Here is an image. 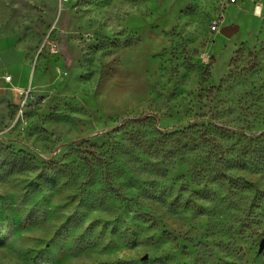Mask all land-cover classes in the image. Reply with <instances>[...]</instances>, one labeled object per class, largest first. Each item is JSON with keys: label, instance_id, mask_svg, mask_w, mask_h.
Segmentation results:
<instances>
[{"label": "rangeland", "instance_id": "374dc122", "mask_svg": "<svg viewBox=\"0 0 264 264\" xmlns=\"http://www.w3.org/2000/svg\"><path fill=\"white\" fill-rule=\"evenodd\" d=\"M0 264H264V0H0Z\"/></svg>", "mask_w": 264, "mask_h": 264}, {"label": "water", "instance_id": "95a60500", "mask_svg": "<svg viewBox=\"0 0 264 264\" xmlns=\"http://www.w3.org/2000/svg\"><path fill=\"white\" fill-rule=\"evenodd\" d=\"M236 29V27H225L221 30V33L229 37L236 31Z\"/></svg>", "mask_w": 264, "mask_h": 264}, {"label": "built area", "instance_id": "2783aa9c", "mask_svg": "<svg viewBox=\"0 0 264 264\" xmlns=\"http://www.w3.org/2000/svg\"><path fill=\"white\" fill-rule=\"evenodd\" d=\"M63 1L69 2L70 0H63ZM78 1H81V0H78ZM232 2L235 3L236 0H232ZM214 28H218V27L215 26ZM49 46L51 47V50L57 52V46L55 44L49 43ZM9 80H10V78H9Z\"/></svg>", "mask_w": 264, "mask_h": 264}]
</instances>
